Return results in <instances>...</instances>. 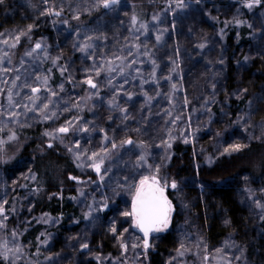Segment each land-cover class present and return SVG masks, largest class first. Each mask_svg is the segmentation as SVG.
Returning a JSON list of instances; mask_svg holds the SVG:
<instances>
[{"label":"trees","instance_id":"16d2710c","mask_svg":"<svg viewBox=\"0 0 264 264\" xmlns=\"http://www.w3.org/2000/svg\"><path fill=\"white\" fill-rule=\"evenodd\" d=\"M262 7L3 0L0 264H264ZM150 178L173 212L144 246Z\"/></svg>","mask_w":264,"mask_h":264},{"label":"snow or ice","instance_id":"6c2138e0","mask_svg":"<svg viewBox=\"0 0 264 264\" xmlns=\"http://www.w3.org/2000/svg\"><path fill=\"white\" fill-rule=\"evenodd\" d=\"M2 2L3 0H0V3ZM104 6L108 7V4L105 3ZM92 86L95 87V85ZM60 131L64 132L67 129H60ZM155 183L154 181L152 185H148L146 181H141V187L137 190L133 205L136 226L144 232L145 237L150 231H160L161 224L166 226L168 212L170 211V205L163 196V190L156 187Z\"/></svg>","mask_w":264,"mask_h":264},{"label":"rangeland","instance_id":"374dc122","mask_svg":"<svg viewBox=\"0 0 264 264\" xmlns=\"http://www.w3.org/2000/svg\"><path fill=\"white\" fill-rule=\"evenodd\" d=\"M230 11L231 13H234L235 16H239L240 15V9L238 7H231L230 8ZM249 22V25L251 26L252 23L255 24V33H252L251 36L252 37V43L253 45L255 43H258L259 40H260V36L262 38L263 34H264V7H262L261 10L257 11L256 13H254L252 16H250V20L248 21ZM148 32H149V35L152 36V37H158V31L157 30H160L159 26H148ZM250 45L246 48L247 50L250 49ZM255 48V46H254ZM258 49V47H256ZM262 92V91H261ZM223 137L225 136H220L219 139L213 144L210 152H209V157L208 159L211 160L213 157L217 156L218 154H220V151H221V145L223 143ZM100 166L94 168V171L96 173H99L100 172ZM235 180V179H234ZM234 180H231L230 182H234ZM142 181H146L148 185H152L153 182L155 181V186L162 189L163 190V196L167 198L168 200V203L170 205V211H169V215H170V212L172 211L173 212V208L171 207V202L169 201L168 199V196H167V193H168V190H172L173 189V184H170L168 186H164V185H161L156 179L154 178H150V179H145V180H142ZM236 181H239L238 179ZM183 182V181H182ZM190 181H187V182H184V183H189ZM141 187V182L139 183V185L137 186V190ZM137 193V191H136ZM135 193V195H136ZM134 195V197H135ZM134 199V198H133ZM130 212H131V209H130ZM132 215V213H131ZM169 218V217H168ZM132 222L134 223V217L132 215ZM168 224H169V219H167V223H166V226L164 224H162L160 226L161 230L160 231H154L155 235H158V234H161L163 232H165L168 228ZM135 225V224H134ZM136 228V226H135ZM143 239V238H142ZM144 242V240H143Z\"/></svg>","mask_w":264,"mask_h":264},{"label":"water","instance_id":"95a60500","mask_svg":"<svg viewBox=\"0 0 264 264\" xmlns=\"http://www.w3.org/2000/svg\"><path fill=\"white\" fill-rule=\"evenodd\" d=\"M135 197H136V195H135ZM135 197H134V199L132 200V202H131V206H130V209H131V213H132V215H133V205H134ZM165 198H166V197H165ZM166 199H167V198H166ZM167 201H168V200H167ZM168 215H169V212H168ZM133 217H134V224H135V226H136V218H135L134 215H133ZM167 218H168V216H167ZM160 226H161V225H160ZM136 231H137V233H138L140 236H142V238H143V240H144V246H146V245L148 244V242H149L150 237L153 235V233H154L155 230L150 231V232L148 233L147 237H145L144 232H142L137 226H136Z\"/></svg>","mask_w":264,"mask_h":264}]
</instances>
